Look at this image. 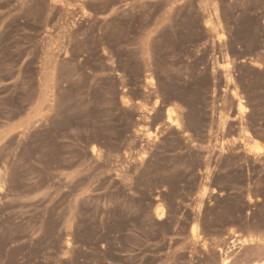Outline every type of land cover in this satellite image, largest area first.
<instances>
[{"label": "rangeland", "instance_id": "obj_1", "mask_svg": "<svg viewBox=\"0 0 264 264\" xmlns=\"http://www.w3.org/2000/svg\"><path fill=\"white\" fill-rule=\"evenodd\" d=\"M0 264H264V0H0Z\"/></svg>", "mask_w": 264, "mask_h": 264}, {"label": "bare ground", "instance_id": "obj_2", "mask_svg": "<svg viewBox=\"0 0 264 264\" xmlns=\"http://www.w3.org/2000/svg\"><path fill=\"white\" fill-rule=\"evenodd\" d=\"M153 79V78H152ZM150 80V79H149ZM152 83L154 82V81H151ZM151 83V84H152ZM174 110V109H173ZM172 109H170V108H168L167 109V119H168V121H171V122H173L176 126H181V124L179 123V121L177 120V119H175V118H173L174 116H173V113H174V111H173Z\"/></svg>", "mask_w": 264, "mask_h": 264}]
</instances>
